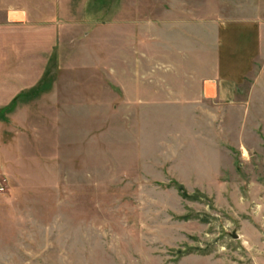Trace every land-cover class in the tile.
<instances>
[{
  "label": "rangeland",
  "instance_id": "374dc122",
  "mask_svg": "<svg viewBox=\"0 0 264 264\" xmlns=\"http://www.w3.org/2000/svg\"><path fill=\"white\" fill-rule=\"evenodd\" d=\"M249 19L233 97L164 98L165 28ZM0 31L25 51L0 114V264H264V0H56Z\"/></svg>",
  "mask_w": 264,
  "mask_h": 264
},
{
  "label": "crops",
  "instance_id": "0c3cea01",
  "mask_svg": "<svg viewBox=\"0 0 264 264\" xmlns=\"http://www.w3.org/2000/svg\"><path fill=\"white\" fill-rule=\"evenodd\" d=\"M7 1L0 0V29L7 26L25 27L27 20L53 21L56 18V0ZM209 22L203 28L190 21H183L169 30L165 28L167 36L171 30L174 31L175 39L167 37L164 43L174 48L171 52L180 68H176L174 81L162 82L165 84L164 98L227 100L233 97L235 85H239L251 70L259 52L261 21ZM198 30L202 32L201 35L195 33ZM1 46L0 41L5 61L4 64L0 63V114L8 109L9 102L15 100L17 92L23 88V74L17 71L13 74L9 70H21L25 65L24 41L21 42L20 51H17V47H13L16 50L12 52L7 46ZM185 84H191L196 93L184 95L187 94L184 92Z\"/></svg>",
  "mask_w": 264,
  "mask_h": 264
},
{
  "label": "built area",
  "instance_id": "2783aa9c",
  "mask_svg": "<svg viewBox=\"0 0 264 264\" xmlns=\"http://www.w3.org/2000/svg\"><path fill=\"white\" fill-rule=\"evenodd\" d=\"M8 178L3 171L0 170V195H4L8 192Z\"/></svg>",
  "mask_w": 264,
  "mask_h": 264
}]
</instances>
